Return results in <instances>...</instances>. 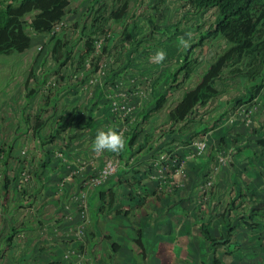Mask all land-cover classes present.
Masks as SVG:
<instances>
[{
	"label": "rangeland",
	"instance_id": "rangeland-1",
	"mask_svg": "<svg viewBox=\"0 0 264 264\" xmlns=\"http://www.w3.org/2000/svg\"><path fill=\"white\" fill-rule=\"evenodd\" d=\"M84 1L71 0L68 16L72 17L79 12L82 21L88 6ZM111 1L105 0L104 4L111 5ZM84 3L87 5L85 6ZM176 4L181 6L176 17H174L175 10L170 1L163 3L159 8L152 3V0H143V2L139 0L137 4H133L131 13H128L130 25L127 37L132 40L133 52H138L136 62L153 63L152 57L156 51L163 49L167 54L166 59H168H165L167 62L163 71L169 67L174 69L176 67L179 70L184 56L190 53V59L193 60L198 54L197 48L201 47L199 57L201 56L203 59H199L198 74L194 76V80L199 81V77L205 72L206 67L208 69L209 65L224 52L226 44L223 43L224 39L221 36H206V40L202 39L210 26V24H205L204 12L199 13L201 15L199 21H194L188 26L182 25L184 21L181 23L179 21L184 20L188 11L180 3ZM105 16L103 21H109L108 14ZM191 16L189 15L190 19L195 18V16ZM212 16L211 11L207 13V18L210 19ZM175 18L179 26H170ZM117 24L116 20L114 23L110 21V26L114 25L115 32L118 29ZM156 32L157 35L154 34ZM186 33L192 34L191 46L188 49L178 43V37L185 36ZM137 35H139L138 39ZM152 35H154L153 40L151 39ZM185 38L187 39V36ZM37 41L33 38L31 49L21 55L15 54L18 62L12 64L9 73H7V67H0V150H10L9 147H12L8 155L0 153V264H77L78 254L81 252L82 256L87 255L88 248H90L91 218L89 206L87 209L84 208L82 204L84 200H81L80 192L75 187L77 184L85 182L86 163L78 160L75 165L72 160H77L80 158V153L86 151L92 159L102 160V166L106 159H116L118 155L110 152L97 154L92 150L96 133L95 129L87 126L85 120L88 116L87 110L93 104L90 103L93 102V99L91 100L89 97V90H86L93 75V67L88 70L83 65L79 67L77 61L61 67L59 63H56L53 50L40 52L38 48L44 41L39 39ZM74 45V50H77L76 56L71 58L72 60L77 57L83 43L79 42L78 44L76 40H73ZM216 46L218 50L212 53V49ZM210 53L213 57L210 56ZM108 55L109 53L104 56L99 65ZM2 58L7 60L8 57L2 56ZM167 64L169 65L167 66ZM158 65L160 63H157V67ZM162 79V86L167 87V81ZM189 84H193V79ZM75 86L81 88L79 96L81 95L82 98L73 101L72 96L78 95L70 94ZM30 90H35L36 95L30 103H27L25 96ZM183 90L181 88L169 91L172 99H179ZM228 91L229 97L245 98L243 93L246 90L243 81L233 80L229 84ZM46 96H49L52 101L48 107L44 106L43 101ZM52 106H56L55 110L52 109ZM70 114L72 119L69 118ZM39 115L44 120L52 116L50 125L51 128L56 127L54 131L59 126L62 116H69L67 120L71 122V125L67 127L62 136L65 138L68 133L71 136L78 134V137H75L72 150H64L65 155L60 153L58 151L61 147L59 141V145L53 144L54 147L41 145V141L48 133L49 124L40 131L38 138H35L33 125ZM23 118L27 120L26 123ZM150 122L143 125L137 139L136 145L141 147L140 151L131 154L130 159L140 157L144 152V148L142 149L144 144L152 146L157 143V148L159 147L161 141L157 142V138L163 132L162 125L164 123L158 117ZM191 134L192 131L183 137L188 138ZM78 138H81L80 141ZM176 138H179V135ZM59 139L63 140L61 137ZM62 143L66 145L65 142ZM81 143L82 147H80ZM46 150L53 154L57 172L59 173V169L63 168V173L66 172V174L64 176L52 172L54 174L52 179L49 174L55 168V165L52 164L53 168L46 170L44 183V181L38 182L37 174L41 172L40 168ZM68 154L69 157H66ZM166 155L165 151L158 150L157 161L161 162ZM255 166L254 179L256 176L261 178L260 165L256 164ZM38 167L39 171H37ZM82 167L84 169H81ZM6 180L11 183L12 192L8 202L4 200ZM262 184V182L260 184L251 182V190L259 192L260 187H263ZM22 192H26L25 195L21 196ZM12 228H16L18 231L11 247H9L6 240ZM84 260H86L85 264L90 263V259L84 258Z\"/></svg>",
	"mask_w": 264,
	"mask_h": 264
},
{
	"label": "crops",
	"instance_id": "crops-1",
	"mask_svg": "<svg viewBox=\"0 0 264 264\" xmlns=\"http://www.w3.org/2000/svg\"><path fill=\"white\" fill-rule=\"evenodd\" d=\"M168 1L172 0H164L163 3ZM85 3L86 6L88 2ZM173 9L176 17L181 6H174ZM65 18L67 21L75 19L68 14ZM124 20L116 21L118 45H109L108 52L120 62L123 60L120 56L122 50L129 49L132 45V40L124 34ZM175 22L176 18L170 26L175 25ZM29 31L36 35L32 30ZM154 34L157 35V32ZM34 37L37 41L41 36ZM153 37L154 35L151 36L152 40ZM31 48L32 44L29 49ZM137 55L138 52L136 60ZM6 57L7 60L0 56V67H7L9 73L12 64H16L18 60L15 55ZM166 60L158 67L156 62L143 63L134 60L133 74L126 77L123 87L129 86L128 81L133 76L143 78L152 76V73H158L161 79L167 81L168 86L171 85V76L177 72V68L169 67L163 71ZM194 76L196 74L189 80L193 79V84H196L198 81L194 80ZM188 83L189 81L185 85L188 86ZM103 87L104 85L98 87V95ZM228 92L221 95L211 106L200 110L206 114L205 121L208 122H203L198 134L191 140H205L207 148L203 155L187 160L184 168L179 169L169 158L158 162L157 143L143 146L144 152L137 159H114L119 162L116 173L104 184L87 190L91 244L87 255L82 256L81 252L78 254L77 264H85L84 258L90 259L91 264H161L157 257L160 247L166 248L172 254V264H264V218L260 223V216L255 213H264V152L256 141V137L264 132V87L259 94L263 105L252 129L242 124L241 115L250 102L241 105L232 102L237 98L229 97ZM97 96L95 94L93 102H90L93 103L90 106L93 109L96 108ZM80 97L79 94L73 95L71 99L76 101ZM103 112L104 110H97L94 114L97 117L95 119H98L93 125L95 131L104 130L112 123L105 119L107 115L103 117ZM215 121L219 123L212 130L211 126ZM204 128H209L210 131L202 135L200 132ZM193 133L192 130L191 136ZM177 135L176 133V137ZM184 139L188 140L190 136ZM165 140L164 138L160 142L161 146H166L163 143ZM178 142L175 145L179 146L170 149L175 150L173 155L180 157L191 145ZM164 149L167 151L168 148ZM220 150H227L229 159L218 169L214 187L206 200L200 184L205 172L210 171L216 164V154ZM78 160L86 163L87 177H91L102 163V160L92 159L86 151L80 153L77 160H72L73 164L76 165ZM256 164L260 165L262 179L257 176L254 179ZM251 182H262L263 187H260L259 192H254L251 190ZM80 185L82 184L75 186L76 190L80 191ZM135 187L143 198L137 199L140 202L138 205L130 195ZM102 192L107 196L104 212L100 211L103 204ZM120 211L129 212L130 217ZM137 238H140L143 249L137 245Z\"/></svg>",
	"mask_w": 264,
	"mask_h": 264
},
{
	"label": "trees",
	"instance_id": "trees-1",
	"mask_svg": "<svg viewBox=\"0 0 264 264\" xmlns=\"http://www.w3.org/2000/svg\"><path fill=\"white\" fill-rule=\"evenodd\" d=\"M104 1L105 0H88V6L84 15L85 18L81 21L79 17L80 13L78 12L73 16V18L75 17L74 21L73 19L72 21H67L65 16L68 14L71 0H2L0 2V56H10L26 52L32 44L33 34L29 32V30H32L37 36H41L39 38L40 41H44L42 44L43 46L41 45L43 51H48L49 49L53 50L56 57V63H59V66L63 67L68 63L72 64L74 61H77L79 67L82 65L84 66L86 60L94 53L95 37L99 32H112L113 39L111 41L116 40L117 32L114 31L113 26H110V21L116 20L117 22H120L126 18L123 24L126 23L124 26V34L126 35V38H128V29L130 25L128 13H131L133 4H137L139 0H112L111 5L104 4ZM184 1L186 3L184 6H189L191 8V10L188 11V14L184 17L186 26L191 25L194 21H199L201 18L199 13H206L210 9H216V21L214 24H210L209 28L206 30V35H203L202 39L206 40L207 37L221 36L222 39L225 40L226 48L216 61L214 60L215 62L213 61L208 69L200 76L199 81L189 88H185L184 86L193 75L198 74L197 69L199 62L196 59L191 60L190 53H187L184 56L185 58L179 70L171 76L172 84L167 87H163L161 84L158 85L157 90L154 92L155 97L153 102L148 104L145 107V110L138 115L136 123L128 133L126 147L121 154L118 155L119 158L129 160L131 154L140 151L139 149L141 148L136 145V142L142 131L141 129L144 124L151 123L150 121L155 117L156 119L157 117L160 118L164 123V125H162L163 132L162 134H159L157 142H160L165 138L166 140L163 143H166L165 147L168 148L166 151L164 146H159L157 151L163 150L171 155L172 151L175 153V150L170 148L179 146L175 145L176 141H179L178 143L182 145L189 144L192 137L198 133L200 128L196 130L194 127L196 123L201 126L203 121L201 119L200 121L196 120L198 115L197 110L211 106L221 95L228 91L229 84L232 83L233 80L243 81L244 88L249 90V94L245 96L246 100L237 98L235 101H232L235 103L237 102L238 104L251 102L253 99H256L264 87V0ZM163 2L164 0H152V3L157 5V8L161 7ZM107 14L109 19V21H107L108 23L106 20L103 21ZM189 15L195 16V18L190 19ZM63 21L68 22L72 27H66L62 32L53 34L54 29ZM179 22H183V20ZM73 40H76L78 44L79 42L83 43L81 47L82 49L79 48L80 50L77 55L78 58L76 57L74 60L71 58L76 56L75 52L77 49L74 50L75 45L73 46ZM133 49L134 46L132 44L129 49L125 48L122 50L120 54L123 59L120 62L121 67L109 71L107 76L109 84H114L113 80H115V78L118 81H124L126 75L130 72L133 73L132 64H134V60L136 61V52H133ZM108 50L109 44L104 46L97 59L93 60L92 73H95L99 69V62L106 54H108ZM32 75L33 73L31 74V77ZM181 88L184 89L181 97L179 99H172L169 91ZM80 89L79 86H75L71 93H69L79 94ZM35 95V90L28 91L25 96L27 103H30ZM96 99V108L93 109L90 107V112L87 110L88 116L85 122L87 123V126L89 125V128H93V125L98 121V119H95L97 117L94 116V114L97 113V110H104L103 117L107 115L108 117L105 119L108 121L110 120L112 122V119H115L110 111V101L102 95V90L99 91V95ZM43 101L44 106L46 107L52 103L49 96H46ZM52 107V109L55 110L56 106ZM73 113L76 114L77 112ZM69 116H62L59 126L55 131L54 128L56 127L51 128L50 125V122H52V116L46 120L42 119L41 115L37 116L33 125L34 137L38 138L40 131L49 124L48 133L41 141V145H51L54 147L53 144L59 145V141L61 147L58 151L60 153L63 154L66 149L72 150L71 148L74 147V142L76 140L75 137H78V134L71 136L68 133L65 138L62 136L65 130H67V127L71 125V122H68L67 120L68 117L72 119L71 114ZM202 116L203 115H201V117ZM24 120L26 123L27 120ZM184 122V126L179 127V125ZM186 123H190V125L188 124L189 126H186ZM218 123V121H215L214 125L211 126V129L213 130L217 127L216 125H218ZM168 126L170 127L169 129ZM192 130L196 132H194L192 136L190 135V140L184 139L183 136ZM209 131V128H204L200 133L205 135V133ZM95 133H97V131H95ZM176 133L179 135V138H176ZM60 137L63 139L62 141L59 139ZM80 139L81 138H78L79 141ZM180 139L182 141H180ZM256 141L262 147L264 152V132L256 137ZM62 142H65L66 145ZM80 145H82V143ZM145 145L147 144H144L143 146ZM143 146L142 149L144 148ZM9 149L10 150H0V153L2 155H8L12 147H9ZM186 152L187 151L183 153L182 157H186ZM52 156L53 154L51 152L48 150L45 151L44 159L40 168L41 172L40 174H37L38 182L44 181L45 183L46 170L48 168H53L54 165L55 168L49 173L51 178L53 179V173H58L56 170L57 166L54 164L55 159ZM66 157H69V154L66 155ZM171 159H177L180 162L178 167L180 166V157L172 154ZM59 170L61 172L59 171L58 175L63 174L65 176L66 172L63 173L64 169L60 168ZM37 171H39V167L37 168ZM10 184L9 180H6L4 184L5 202L9 201L10 195L12 194ZM24 193L26 192H22L21 196L25 195ZM130 195L132 200L137 201V199H143L141 198L137 187L132 190ZM106 197V194L102 192L101 199L103 204L100 209L101 212H104V209H106ZM112 201L113 196H111L110 203H112ZM139 203L140 202L137 201V205ZM120 213L125 214L126 217H130L129 212L127 211H120ZM255 213L257 216L264 218V213H259L258 211H255ZM17 231L16 228L10 230L9 237L6 240L7 246L11 247ZM206 235L208 239L211 240L208 232H206ZM136 243L143 249V244L140 238H137ZM157 257L160 259L161 264H172L173 256L164 247L158 249Z\"/></svg>",
	"mask_w": 264,
	"mask_h": 264
},
{
	"label": "built area",
	"instance_id": "built-area-1",
	"mask_svg": "<svg viewBox=\"0 0 264 264\" xmlns=\"http://www.w3.org/2000/svg\"><path fill=\"white\" fill-rule=\"evenodd\" d=\"M66 27L71 28L72 26L68 22L63 21L60 25H58L54 29L53 34L57 32L59 33L62 32L63 30H65ZM136 38L138 39L139 35H137ZM112 39H113L112 32L104 31V32H99L97 34V36L95 37L94 53L90 58L86 60L84 65V67L87 70L92 67L93 60L97 59V57L102 52L104 46H106L109 43V41H111ZM40 49H42L41 46ZM217 50L218 48L216 46L215 48L212 49V53ZM200 51L201 48L199 47L198 50L196 51L198 52V54L194 59H200V60L203 59L201 56L199 57ZM212 53H210L211 57H213ZM120 65H121L120 62H117L116 60H113L110 57L105 58L102 64L99 66V69L91 76L88 86H86V90H89V97L92 100L95 94L96 96L98 95V87L104 85L102 89V95L105 96V98L109 99L110 111L113 117L115 118L112 119L113 123L111 124V127L121 132L125 138V141L127 142L128 133L132 129L133 125L136 123L138 119V115L145 110V107L148 104L153 102L155 97L154 92L157 90L158 85L162 83V79L159 77L158 73L156 75L155 73H152L153 74L152 76L143 77V78H139L138 76H133L128 81L129 86L126 88L123 87L124 81L122 80L118 81L116 78L115 80H113L114 84H109V81H107V76L109 71L121 67ZM131 74L133 73L130 72L128 75H126V77ZM257 110H258V104H255L252 107H250L248 111H244L243 117L245 118V122H247V125L250 124L251 119ZM193 147L195 148V150L190 154L188 153V155L186 156L187 159L202 154L205 150V143L204 141H197L193 143ZM223 160L225 162V159L221 158V161ZM174 161L175 164L180 163L178 162L177 159H175ZM183 162L181 163V166L183 165ZM118 163L119 162L117 160L106 159L102 164V166L98 168V170H96V172L93 173L91 177L85 178V182L82 185H80L81 189L79 191L81 200H84L82 202L84 208L87 209V207L89 206L87 190L91 187L100 186L105 182H107V180L110 179V177L118 170ZM81 169L84 168L82 167ZM214 173L212 172L209 175V178L201 186V190L206 194L205 195L206 200L209 198V193L214 187V182H215Z\"/></svg>",
	"mask_w": 264,
	"mask_h": 264
},
{
	"label": "clouds",
	"instance_id": "clouds-1",
	"mask_svg": "<svg viewBox=\"0 0 264 264\" xmlns=\"http://www.w3.org/2000/svg\"><path fill=\"white\" fill-rule=\"evenodd\" d=\"M176 3H180L184 8H186L187 9V11H190L191 10V8L189 7V6H187V7H185L184 5L186 4L185 3V1L184 0H172L171 1V6L172 7H174V6H177V4ZM210 11H212V14H213V16L208 20V18H207V13H209ZM214 13H215V16H214ZM187 15V14H186ZM185 15V16H186ZM184 16V17H185ZM204 18H205V20H206V18H207V20H206V23L205 24H214L215 23V21H216V9H210L209 11H207L206 13H204ZM184 22H183V24L182 25H185L186 23V21L185 20H183ZM181 23V22H180ZM175 25H179V23L176 21L175 22ZM30 32V31H29ZM33 32V31H32ZM31 33V32H30ZM34 36H36V35H33V38H35ZM185 36H187V39L185 38ZM185 36H181V37H178V43H179V45H181V46H183L185 49H188V48H190V46H191V42H192V34L191 33H186L185 34ZM223 42H225V40L223 41ZM109 45H113V44H115V45H118V41H116V40H114V41H110V43H108ZM107 44V45H108ZM41 46V45H40ZM40 46H39V48H38V50L39 51H43V49H40ZM42 47V46H41ZM201 48V47H200ZM166 52L163 50V49H160V50H157L156 51V53L154 54V56L152 57V60L154 61V62H156V63H163L164 62V60L166 59ZM108 58L110 57L111 59H113V60H116V59H114L113 57H111L110 55H108L107 56ZM197 61H199V59H196ZM117 61V60H116ZM100 66V65H99ZM210 66V65H209ZM207 70V69H206ZM189 82L191 81V80H188ZM187 81V82H188ZM195 84H189L188 83V86L187 85H185V87L186 88H189V87H192V86H194ZM245 92L243 93V95H245V96H247L248 94H249V90L247 89V88H245ZM244 96V97H245ZM246 98V97H245ZM263 102V99L262 98H260L259 96L256 98V99H253L251 102H250V104L247 106V107H245L243 110H242V124H244L245 125V127L246 128H251V127H253L254 125V121L256 120V118H257V116H258V114H259V111H260V108H262L261 106L263 105V104H261ZM255 104H258V110L256 111V113L254 114V116L252 117V119H251V122H250V124H248L247 125V122H245V118L243 117V113H244V111H248L249 110V108L250 107H252L253 105H255ZM241 105V104H240ZM202 108H200V110H201ZM200 110H197V113H198V115H197V117H196V120L197 121H200V119L203 121V122H208V121H205V113L203 112V111H200ZM196 113V114H197ZM195 114V115H196ZM201 115H203L202 117H201ZM196 125H198L197 127H194L196 130H198V128L200 127L199 126V124H197L196 123ZM182 126H184V123H182V124H180L179 125V127H182ZM177 129H178V127H177ZM252 129V128H251ZM178 131V130H177ZM194 132H196V131H194ZM198 134V133H197ZM199 137H202V136H199ZM190 140V139H189ZM197 141H204V143H205V150H206V148H207V144H206V141L205 140H201V139H198V140H191V142L189 143L190 145V147H189V149L187 150V152H186V154H185V156H187L188 155V153L190 154V153H192L194 150H195V148L193 147V143H195V142H197ZM139 146V145H138ZM125 147H126V141H125V138H124V136H123V134L121 133V132H119V131H117L116 129H114V128H112V127H109L108 129H106V130H98L97 131V133H96V135H95V139H94V141H93V143H92V150H93V152H95V153H97V154H102V153H104V152H110V153H114V154H119V153H121L124 149H125ZM205 150H204V152H205ZM166 152V151H165ZM203 152V153H204ZM172 153H173V151H172ZM172 153H171V155L168 153V152H166V156L163 158V160L165 159V158H169V159H171V157H172ZM202 153V154H203ZM173 154H175V153H173ZM202 154H200V155H202ZM177 156V155H176ZM197 156H199V155H197ZM197 156H194V157H197ZM178 157V156H177ZM194 157H192V158H194ZM186 158V157H185ZM184 157H182V156H180V159H181V163L183 162V165L181 166V164H180V166H179V169H182V168H184V166H185V163H186V161L187 160H189V159H192V158H189V159H185ZM216 158H217V160H216V164L213 166V167H211L210 168V171L208 170L207 172H205L206 173V176L204 175L203 177H202V180H203V182L201 181V184H200V189H201V186L204 184V182L209 178V175L213 172L214 173V170H215V178H216V175H217V172H218V169L222 166V165H224L225 163H226V160H228L229 159V154H228V151L227 150H221V151H217V154H216ZM221 158L222 159H225V162H224V160L223 161H221ZM162 160V161H163ZM172 160V159H171ZM175 159H173V163H174V165H176V166H178L179 164L177 163V164H175V161H174ZM179 162V161H178ZM224 162V163H223ZM215 183V182H214ZM212 191V190H211ZM211 191H210V193H211ZM208 200V199H207ZM262 219H263V217H260V223H261V221H262Z\"/></svg>",
	"mask_w": 264,
	"mask_h": 264
}]
</instances>
